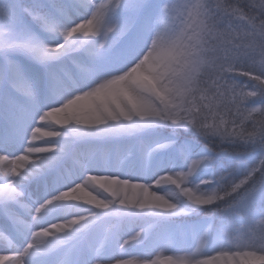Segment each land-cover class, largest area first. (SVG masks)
<instances>
[{"label":"snow or ice","instance_id":"snow-or-ice-1","mask_svg":"<svg viewBox=\"0 0 264 264\" xmlns=\"http://www.w3.org/2000/svg\"><path fill=\"white\" fill-rule=\"evenodd\" d=\"M0 264H264V0H0Z\"/></svg>","mask_w":264,"mask_h":264},{"label":"rangeland","instance_id":"rangeland-1","mask_svg":"<svg viewBox=\"0 0 264 264\" xmlns=\"http://www.w3.org/2000/svg\"><path fill=\"white\" fill-rule=\"evenodd\" d=\"M37 146H42V145H37ZM107 195V194H105ZM141 226H148V222H145V221H133V222H125V225H124V231L125 232H129V231H132L133 229L134 230H139ZM124 238H127V236H125Z\"/></svg>","mask_w":264,"mask_h":264},{"label":"trees","instance_id":"trees-1","mask_svg":"<svg viewBox=\"0 0 264 264\" xmlns=\"http://www.w3.org/2000/svg\"><path fill=\"white\" fill-rule=\"evenodd\" d=\"M145 227H148V226H145ZM153 235H155V233H153ZM209 254H211V253H209Z\"/></svg>","mask_w":264,"mask_h":264},{"label":"bare ground","instance_id":"bare-ground-1","mask_svg":"<svg viewBox=\"0 0 264 264\" xmlns=\"http://www.w3.org/2000/svg\"><path fill=\"white\" fill-rule=\"evenodd\" d=\"M42 146H44V145H42Z\"/></svg>","mask_w":264,"mask_h":264}]
</instances>
